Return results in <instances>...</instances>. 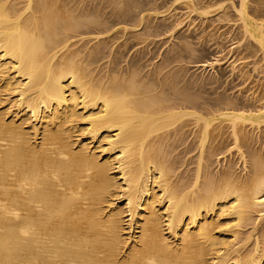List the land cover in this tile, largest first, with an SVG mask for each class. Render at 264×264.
<instances>
[{"label": "bare ground", "instance_id": "6f19581e", "mask_svg": "<svg viewBox=\"0 0 264 264\" xmlns=\"http://www.w3.org/2000/svg\"><path fill=\"white\" fill-rule=\"evenodd\" d=\"M248 1L233 9L264 77V20ZM252 2L263 14L264 0ZM65 7L0 0V264H264V149L253 145L264 96L254 108L221 97L206 115L190 110L200 98L179 85L102 69V42L88 45L111 26ZM184 120L199 148L175 156ZM218 125L240 162L218 153Z\"/></svg>", "mask_w": 264, "mask_h": 264}, {"label": "rangeland", "instance_id": "374dc122", "mask_svg": "<svg viewBox=\"0 0 264 264\" xmlns=\"http://www.w3.org/2000/svg\"><path fill=\"white\" fill-rule=\"evenodd\" d=\"M128 1L129 0H113V1L112 0H74V1L59 0V2L62 3L63 6H67L65 7L66 9L68 8L70 10L71 8L70 12L72 13V15H74L73 17L76 18L85 17V19L88 20L94 19L95 23L96 22L100 23L102 21L101 22L102 25L100 26V29L105 28L106 25H108L107 27L111 26L110 29L112 31L105 28L107 29L106 30L107 32L102 33L103 34L101 35L102 38L100 37L101 40H94L93 42H91V44L89 43L90 45H88V49H90L91 46L94 47L95 45H97L98 41L99 43L102 42V44H100L101 49L102 50L104 49L103 53H105L103 59L104 61L102 60V62H100L99 64V66L103 67V68L101 67L102 69L108 70L110 67L117 66V68H119L118 70L119 73H123V74H126L125 72L135 73L136 71L141 78L144 79L150 78V80H152L153 82L155 81L157 83L159 82L166 83V81H169L166 84L167 86L169 84L170 87H175L176 85H179L176 86V88L178 89L182 88L183 90L186 89V91L189 94L193 92L192 94L194 96L200 98L196 103L197 107L195 109L194 107H192V109L191 107H189V109L198 112L201 111L202 113L204 112V110H206L204 112V115H206L208 110L210 112L217 110L218 102L220 101V99L223 98L225 100H228V102L230 101L231 104L238 106L239 108L242 107L254 108L260 106L259 105L260 98L264 96V86H263L264 77L262 72V57L260 53L258 54L252 52L251 49L246 48L245 44H247L248 42H246L245 38L241 33L240 28L238 27L239 26L238 23L241 22L240 20L238 21L239 17L236 15L233 9V8H238V6L240 7L241 5L240 2L242 0H187V1L186 0H138V2L136 1L137 3H135L136 8L133 7L134 9L132 10L135 14L133 12L131 14V12L128 11L127 8H125ZM191 5L192 7H190ZM248 6L251 16H253L256 20H262V19L264 20L263 17L264 12L262 14L261 11H256L257 9L254 8L252 0L248 1ZM138 10L139 12H137ZM211 11H213L214 13L210 15V13L208 12ZM228 11L230 12L228 13ZM253 11L256 12L253 13ZM204 12L205 13L207 12L208 16L207 15L204 16L203 15ZM222 15H228L226 21L220 19ZM119 23L121 25L123 24L124 26H126L128 31H125L124 33L123 31L122 32L119 31V27L115 26L118 25ZM103 24L105 25L103 26ZM134 33H136V35ZM94 34L96 35V33ZM140 40L142 41L139 42ZM103 45L104 47L105 46L106 47L104 48ZM190 48L192 49V52H190L191 51ZM109 50L110 51L112 50L111 52L114 53L112 54ZM190 53L191 54L193 53L194 56H192ZM118 56L120 58H118ZM117 60L118 62L116 64ZM214 60H217L219 62L213 70L211 68H208L207 70L197 68L196 70L197 64L206 63V62L212 63L214 62ZM165 64L166 65L168 64L169 66L168 65L166 66ZM162 66L165 68L163 69ZM192 67L194 69H192ZM124 68L125 70H123ZM160 68H162L163 71ZM140 72L143 74H141ZM178 76H180L181 79L178 78ZM164 79L165 82L162 81ZM178 79L179 82L176 81ZM187 88L188 89L190 88L191 90L189 89L190 90L189 91ZM200 104L203 108L200 106ZM255 104L256 105L258 104V106H256ZM185 108L188 109V107ZM211 108L215 110L212 111ZM187 119L189 121L188 123H191L193 121L189 118ZM186 122L185 120L184 122H182V125L185 123L184 125L186 126L182 134L183 136H181L182 138L181 137L180 138L183 139L184 137H186V139L188 140L184 138L183 139L184 143H183L182 142L183 140L179 139L180 140L179 142L177 139L169 143L171 149L173 142H175L173 148L174 146L176 147H178V145L181 146V149L179 148V151L177 150L178 148L172 149L175 150L174 151L175 156L181 153L185 154L188 151V148L191 146L192 147L189 148V149L193 148L191 151L193 152L195 151L196 153L198 151L197 147L199 146V142H198L199 133L197 132L199 129L196 128V126L194 125L195 128L194 126L191 127L194 128L195 130L192 129L191 131V127L190 129H188V126L194 123L187 125ZM220 125L218 126L222 127L223 129L225 128L224 130H222L224 136H222L221 138L219 137L220 141L216 140L215 144L217 145V142L222 141V144L220 143L219 144L221 146H223L224 144V146L223 147L220 146L221 151H219L218 149L217 150L219 151L218 153L225 152L223 154V157L225 156L227 158L225 160L228 161L234 160L233 163L240 162L239 155L238 153H236L237 152L236 150H233L232 151L233 153L231 154L227 152L228 149L231 147V138L229 140V131L228 129H226V126L223 127L224 125L222 126ZM186 127H187V131L185 130ZM189 130L191 132H188ZM196 130L197 132H195ZM193 133H197L198 136L196 137V134ZM263 137L264 134L262 132H258V133L256 132L255 134L256 139L255 142L253 143L255 149L257 150L264 149ZM222 138H224V140H221ZM191 139L192 141H190ZM195 139H197L198 141ZM186 141L188 144L186 143ZM181 142L183 145L181 144ZM189 143L191 145H189ZM183 146L185 147L183 148ZM226 146L229 147L227 148ZM222 148L224 149V151ZM182 150L185 152L183 153ZM220 160L222 164L221 166L220 165L218 166L217 163L214 164L215 167L213 166V170L215 172L222 170L223 169L222 166L225 165L226 161L224 159H220ZM237 165H236V171L238 170L237 173H240L241 171V174H245L244 170L242 172L243 166H240V163H238Z\"/></svg>", "mask_w": 264, "mask_h": 264}]
</instances>
